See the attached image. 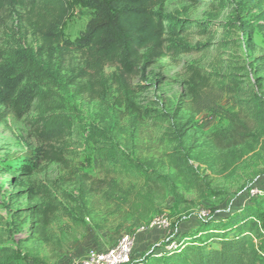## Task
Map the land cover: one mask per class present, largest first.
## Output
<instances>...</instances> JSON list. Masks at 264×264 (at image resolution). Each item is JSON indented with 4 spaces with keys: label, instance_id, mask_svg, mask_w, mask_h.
Returning a JSON list of instances; mask_svg holds the SVG:
<instances>
[{
    "label": "rangeland",
    "instance_id": "374dc122",
    "mask_svg": "<svg viewBox=\"0 0 264 264\" xmlns=\"http://www.w3.org/2000/svg\"><path fill=\"white\" fill-rule=\"evenodd\" d=\"M94 1L99 0H68L63 38L84 34ZM163 11L206 33L185 37L196 49L176 60L141 66L130 81L136 115L115 103L111 83L101 98L76 94L67 74L54 69V61L39 52L37 37L15 17L0 29V51L28 54L51 70L58 98L75 115L72 132L57 144L64 148L63 160L47 161L42 153L48 147L35 140L26 118L0 106V262L77 264L126 232L136 233L133 250L142 253L169 239L176 227L195 231L200 212L219 217L244 207L249 187L264 191V129L243 145L214 148L210 134L227 122L213 113H192L184 84L188 65L214 82L236 80L239 104L264 118V0H168ZM4 59L0 77L7 71ZM104 151L111 154L105 162L123 192L108 186L81 197L84 175L103 177L95 157ZM146 178L162 185L150 213L134 208ZM45 203L56 207L48 225L39 213ZM157 216L169 226L149 227Z\"/></svg>",
    "mask_w": 264,
    "mask_h": 264
},
{
    "label": "trees",
    "instance_id": "16d2710c",
    "mask_svg": "<svg viewBox=\"0 0 264 264\" xmlns=\"http://www.w3.org/2000/svg\"><path fill=\"white\" fill-rule=\"evenodd\" d=\"M166 1H94L86 31L70 41L60 31L68 15V0H0V29L15 17L37 37L39 52L54 61V69L67 74V83L76 94L101 98L111 83L115 86V103L136 115L138 107L130 81L141 66L164 58L176 60L179 55L196 49L182 41L185 37L206 33L205 28L198 30L183 17L164 14ZM262 20L264 30V11ZM2 59L7 71L0 77V106L12 110L19 118H26L35 140L48 147L42 153L47 161H62L64 148L57 144H62L72 132L75 115L58 98L51 70L24 53L0 51ZM106 68H112L108 76L104 74ZM185 74L190 111L213 113L227 122L223 129L210 134L214 148L227 150L243 145L254 131L264 129V118L251 116L235 98L236 80L214 82L192 65L185 67ZM225 98L230 102L228 106L221 104ZM108 155L111 154L107 151L96 154L95 166L103 177L84 175L79 189L81 197L108 186L123 192L111 178L116 171L105 162ZM26 166L23 169L30 172L31 167ZM146 181V189L137 196L134 208L150 213L153 197L162 185L156 179L146 178ZM55 209L52 203L40 208L44 225L49 224ZM0 264L17 263L9 260ZM125 264H264V191L249 197L247 205L240 209L219 217L198 218L195 231L176 227L165 242L131 256Z\"/></svg>",
    "mask_w": 264,
    "mask_h": 264
},
{
    "label": "built area",
    "instance_id": "2783aa9c",
    "mask_svg": "<svg viewBox=\"0 0 264 264\" xmlns=\"http://www.w3.org/2000/svg\"><path fill=\"white\" fill-rule=\"evenodd\" d=\"M263 189L251 186L247 189V198L259 195ZM206 214L200 212V217H205ZM149 227H167L168 220L163 216L154 217L149 223ZM136 233H123L116 241V243L105 251L93 252L91 251L77 264H125L128 263L132 256V250L135 243Z\"/></svg>",
    "mask_w": 264,
    "mask_h": 264
},
{
    "label": "crops",
    "instance_id": "0c3cea01",
    "mask_svg": "<svg viewBox=\"0 0 264 264\" xmlns=\"http://www.w3.org/2000/svg\"><path fill=\"white\" fill-rule=\"evenodd\" d=\"M184 226V225H183ZM183 226H181V228H183ZM185 229V228H184ZM178 230H181V229H178ZM136 243H138V239H137V241H136ZM136 246V245H135ZM136 248V247H135ZM134 248V250H133V253L135 254V256H138L139 255V252L138 251H136V249ZM136 251V252H135Z\"/></svg>",
    "mask_w": 264,
    "mask_h": 264
}]
</instances>
